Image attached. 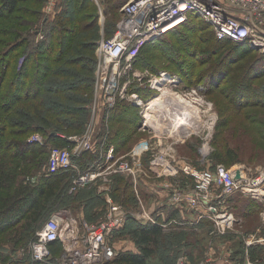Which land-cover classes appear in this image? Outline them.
I'll return each mask as SVG.
<instances>
[{"label":"trees","instance_id":"1","mask_svg":"<svg viewBox=\"0 0 264 264\" xmlns=\"http://www.w3.org/2000/svg\"><path fill=\"white\" fill-rule=\"evenodd\" d=\"M28 1L30 0H0V16L2 17L4 13L8 16L14 15L17 8L20 7L19 4ZM126 1L106 0L107 4H105L109 5L108 8L119 9ZM31 2L40 5L24 6V11L30 18L37 17L38 20H41L40 6L43 0H31ZM87 2L91 3L90 0H78L79 4L76 10L78 15L82 6ZM82 16H84L83 19L75 17L76 29L79 24L84 23V19L90 18V16L94 18L95 14L92 12V14ZM191 19H196V24L189 23ZM35 20L27 21L22 18L21 24L30 28L37 24H35ZM42 20L44 30L42 40L35 42L36 30L29 33L18 32L19 36L9 44L10 47L8 46L7 58H1L0 55V140L2 144H6L3 149L0 147V151H2L1 153L5 152L10 160L22 162L23 166L12 164L6 167L2 163L3 157L0 156V235L9 234V239L13 242V248L8 256L0 250V262L3 264H46L32 261L28 252L19 260L13 259L14 256L11 253L27 243L29 236L33 239L35 231L44 223L42 221L59 205L70 203V206H74L76 211L77 205L85 204V220L89 223L95 220V223L98 222L107 209L102 196L97 194L96 186L78 189L76 192H72L74 196L68 197L71 182L76 176L75 169L70 168L47 175L48 151L56 146L69 147L67 137L81 134L85 130L89 121L90 110L87 105L92 98L94 77L89 69L84 74L80 73L76 66V60L79 58L72 59L84 49L85 42L75 41L76 37L65 36L71 20L67 11L65 12L64 9L62 12L56 13L51 20L50 18ZM183 28L185 33L187 31L186 34L181 32ZM189 32L192 33L191 36H188ZM194 34L196 40L193 42L189 38L192 39ZM164 37H169L171 42H165L162 39ZM155 45L159 48L160 54L158 55H163L166 59L174 60L172 55H175L178 60L177 56H181V54L193 56L194 61H171L175 64L173 67L182 78L184 85L191 87L202 84L206 87L205 96L218 94L221 99L226 97L234 108L244 107L245 100H247L244 94L248 87L254 90L260 87L255 83L262 72L253 68L257 59L255 62L254 59L252 60L253 67L249 69L250 74L257 75L252 74L253 76L248 78V69L234 70L237 66L236 61L246 58L254 51L248 48L246 43L236 44L229 40H217L212 28L195 14H189L186 22L164 36L143 45L134 63L136 69H148L154 72L157 67L151 61L149 53L150 48ZM62 47L63 49H61ZM71 51L75 55L71 56L69 54ZM217 57L219 59L213 61ZM79 60L88 62L83 57ZM95 63L92 60L93 66ZM79 67L82 68L81 65ZM84 67L86 68V66ZM11 69H13V75L5 93L3 86H5L6 77ZM232 75H235L233 81L231 80ZM65 80L67 81L65 82ZM227 85L232 87V90H228ZM138 93H140L139 89ZM39 98L41 101L38 105L30 101ZM27 101H30L31 104L25 103ZM214 101L220 103L219 100ZM15 104L17 105L14 106ZM139 111L138 108L125 101H118L107 114V124H104L102 120L103 125L97 128L96 142L92 145L91 150L80 156L72 157L73 165L81 172L95 169V162L101 158H99L100 148L105 150V148L113 147L115 153L124 150L126 152L132 141V135L141 131ZM105 120L107 121V119ZM220 125L223 124L220 123ZM34 133H39L42 136L43 145L27 143V138ZM194 148L196 147L193 146ZM210 158L217 163L216 165L224 163L231 166L238 162L237 158L233 156V150H226L223 155H211ZM27 164L28 167H25ZM36 173L38 174L37 182L32 185L29 180ZM180 174L178 176L181 177ZM113 178L114 183H112V193L110 194L113 203H119L128 209L135 208V195L130 180H124L123 176L117 174ZM260 204L261 202L254 198H243L241 194H238L234 203L230 205V209L236 217L240 216L237 219L242 222L244 218H250L260 213ZM102 205V210H93L96 206ZM124 221L108 237V243L112 245L113 242L121 238L127 239L134 244L136 251H116V255L101 264H149V262L151 264L154 259L163 264H169L166 253H170L172 256L175 254L172 245L184 234L175 236L167 234L160 226L142 224L130 215ZM200 227V233L197 234L181 231L189 236H187V244H190L192 237L198 241L200 238L198 236L210 228L207 223L201 224ZM59 247L57 242L51 244L52 257L47 264H55V259L61 255ZM166 250L168 251L166 252ZM184 252L189 259L190 252L188 250ZM248 253V256L259 259V256L264 255L263 244L252 246ZM235 256L236 263L243 264V246L242 249L238 248Z\"/></svg>","mask_w":264,"mask_h":264},{"label":"built area","instance_id":"2","mask_svg":"<svg viewBox=\"0 0 264 264\" xmlns=\"http://www.w3.org/2000/svg\"><path fill=\"white\" fill-rule=\"evenodd\" d=\"M53 6L54 1L49 0L47 12ZM120 14L121 18L113 35L101 39L96 47L94 99L90 108L93 113L97 111L106 115L118 101H125L136 108L144 107L145 111L148 103H145L136 92L128 89L134 82L141 83L144 77L138 71L132 70V64L143 45L164 36L186 22L189 14H195L207 23L212 28L217 40H229L236 44L248 43L250 47L264 51V0H127L121 6ZM179 21L182 22L179 23ZM173 25L174 27L169 28ZM36 34L41 38L38 31ZM127 71H131V73ZM150 81H152L151 88L157 93L158 86H170L182 92L181 100L177 102L175 112L172 114H177V108L187 104L186 107L198 112L212 110V104L204 100L206 87L202 84L188 87L184 85L179 75L169 72H160ZM98 102H101V109L97 107ZM144 111L142 115L144 120L140 125L142 131L148 127ZM141 113L140 109L139 114ZM99 116H97V120L95 117L88 121L82 135L68 138L72 143L71 146L55 150L51 154L48 160L47 175L73 168L72 157L80 156L91 150L94 133L92 131L99 121ZM215 119L214 113H210L208 119L204 121V124L208 122L209 129V133L207 132L203 137L204 143H207L208 137L211 135ZM173 121L172 125L177 123L179 129L183 124L185 125L182 111H178ZM155 126L165 128L164 124L158 122L155 123L154 128ZM175 130L172 129V131ZM172 131H167V133ZM180 136V138H184L187 134ZM27 143L43 145V138L40 134L34 133L27 138ZM147 150L146 142L141 147H135L131 152L132 159L138 156L139 160L142 152ZM113 151V147H108L99 161L95 162V169L84 172L77 169L69 191L72 193L89 185L97 184L101 179H103L102 185L106 188L104 190H107L108 186L106 185L110 183V180L107 181L103 177L110 173L126 175L136 184L137 171L145 169H134L124 156L115 161ZM171 155V148L160 147L150 160V167L147 169L165 175H175L178 169L171 167L166 159ZM110 160H113V165ZM100 161L102 162L100 163ZM181 171L191 176L194 184L191 187L183 185L171 187L168 201L189 208L197 214L199 219H211L217 225L218 231L225 232V228L232 227L236 222L227 203L228 198L233 194L250 196L264 203V194H262L264 191V168L260 170L259 174L250 178L245 175L238 177L234 171L229 172L220 166L217 167L215 175L206 170L198 172L187 166L183 167ZM107 203L109 204L108 209L98 222L92 224L79 223L76 217L68 215L65 211L54 213L35 232L33 239L27 245V252L31 260L37 263H49L52 257L50 246L56 242L63 250L61 255L55 259V264H101L112 258L116 255V251H113L108 244V237L123 224L128 212L118 205H111L109 198H107ZM143 217L147 221L155 223L149 214H144ZM243 239L244 264H251L248 258L249 248L262 244L264 240H256L252 236ZM19 255L23 254L19 253ZM208 264L217 263L212 260Z\"/></svg>","mask_w":264,"mask_h":264},{"label":"rangeland","instance_id":"3","mask_svg":"<svg viewBox=\"0 0 264 264\" xmlns=\"http://www.w3.org/2000/svg\"><path fill=\"white\" fill-rule=\"evenodd\" d=\"M54 6L51 8L49 12L48 6H49V0H43L41 6H40V13L42 14L41 20L38 18H30L26 12L24 11V6H39L40 4H34L33 2L28 1L25 3L19 4L20 7L17 8L14 15L8 16L5 13L3 16H0V55L1 58H7L9 54V44L13 42V40L18 37V32H32L33 30H36L40 33L41 38H39V35H35V42L42 40L44 36V30H43V18H50V20L54 17V15L58 12H62V10L65 9V12L67 11L68 17L71 18L69 26H67L66 34L68 38H74L76 37L75 41L85 42L84 49L78 54L75 55L73 51H71L69 54L75 55L72 59L75 58H82L86 59L88 62H81L79 59L76 60V66L80 70V73H86L89 70H91V73H93V77L95 79V67L96 63L93 66V62H97V56H96V47L98 42L101 39L109 38L113 35L115 32L114 26H117L118 22L120 21L121 14H120V8L125 3H123L119 9L118 8H108L106 5V0H90V4L87 2L84 6H82V10L80 11L78 15V0H53ZM105 1V2H104ZM106 3V4H105ZM38 9V7H37ZM56 9V13L54 14V11ZM94 12L95 16L94 18L90 16V18L84 19V23L79 24L78 29H76V24H74L75 17L76 18H82L85 14H92ZM64 15V14H63ZM22 18L25 20L33 21L35 20V24L38 25L36 28L34 26H31L30 28H27V26H22ZM83 19V18H82ZM38 20V22H37ZM196 19H191L189 23L196 24ZM76 23V22H75ZM76 27V28H75ZM114 30V31H113ZM181 32L185 33V29H181ZM26 33V34H27ZM191 32H189L188 36H191ZM72 36V37H70ZM264 36V35H263ZM196 35L194 34L192 39L189 38L191 41L196 40ZM165 42L170 43L171 40L169 37L162 38ZM74 41V47L76 45ZM247 47L252 49L254 53H251L250 55H247V57L239 59L237 62V66H235L234 70L242 71L243 69H248L247 76L248 78L257 75L255 73H249V69L253 67L252 60L257 59L256 65H254V69L258 72H262L257 79L255 85L259 86L258 89L254 90L251 87H248L246 94H244V97H246L245 100L246 104L244 107L237 109L230 105V101L224 97L219 98L218 94H214V96H205L204 94V100L207 102H210L212 104V110L210 111H197V110H191V108L186 107L185 105L183 107L177 108V114L178 111H182V115L184 116V123L185 125H188L186 128L185 135L186 137L180 138V133H178V130L181 131V129H178V126H175V131L172 132H162L165 131L164 128L159 127L158 129L154 128L155 122L153 125L148 126L146 130L139 131L140 133H135L132 135V141L127 147V150L120 151L118 153H115L113 151V157L115 161L121 157L124 156L126 160H128L132 167L136 170L140 168L147 169L150 167V160L154 156L157 150H159L162 146H167L172 149V155L171 157L166 158L169 165L175 169H182L183 167L187 166L189 168L195 169L198 172L201 171H208L210 173H216V169L218 166L224 168L225 170H228L229 172L234 171V173L237 174V176L245 175L246 177H252L255 174H259L260 170L264 168V51H260L259 49L252 48L248 43ZM9 46V47H8ZM63 49V47L61 48ZM159 48L157 45L152 46L150 48V59L152 62L155 63L156 67L154 72L146 69V70H138L134 66L135 60L132 64V70L138 71V73H141L144 75L142 82H134L128 88L132 92H136L140 98L144 100L145 103L151 102L153 99H155L158 95L156 90L151 88L152 81L160 72H169L179 75L176 72V69L173 67L175 64L171 61L180 62L185 60L184 62H189L190 60H193V56L189 57L188 54H181V56H177L178 59H176L175 55H172V58L174 60L166 59L163 55H158L160 52L158 51ZM180 51V50H179ZM181 53V52H179ZM85 57V58H84ZM15 59V58H14ZM219 58L213 59V61L218 60ZM17 60V58L15 59ZM197 60V59H196ZM195 60V61H196ZM194 61V60H193ZM75 62V61H74ZM19 63V60H18ZM252 64V65H251ZM79 65L82 66L80 69ZM63 66V63H62ZM86 66V68L84 67ZM93 66V71H92ZM231 69V67H230ZM242 69V70H241ZM131 73V71H127ZM13 69L9 71L8 76L6 77L5 86H3V92H7L8 90V84L11 81ZM236 73V72H235ZM253 74V75H252ZM232 81L233 78H235V75H232ZM67 80H65L66 82ZM64 82V83H65ZM229 83V81H227ZM228 90H232V87L230 88L229 85L226 87ZM138 89L140 90V93H138ZM226 93V92H224ZM154 97V98H153ZM94 99V82H93V94L91 101L88 103V108L90 110L89 119H94L97 116H99L100 112H91V106L93 104ZM221 99V101H220ZM214 100H219L220 103H215ZM237 100V99H236ZM32 102H35L37 105L41 101L40 98L38 100H30ZM30 101H27L25 103H30ZM31 104V103H30ZM87 104V103H86ZM85 104V106H86ZM101 102H98V109H101ZM220 104V106H219ZM15 104L14 106H16ZM141 109V121L140 125L143 122V109L144 107L138 108ZM210 113H214V116L216 117L215 123L213 126V129L211 130V135L208 137L207 143H204L205 140L203 139L204 135L208 132V122L204 124V121L208 119V116ZM176 114V116H177ZM107 115V114H106ZM175 114H167L160 116L158 118L159 124H164L167 126L173 118H170L174 116ZM56 117V116H54ZM107 121L105 120V123L107 124L108 118L105 116ZM164 117V118H163ZM174 122V121H172ZM223 124V125H220ZM183 124V126H185ZM204 125V129H203ZM218 128H217V127ZM163 133V134H162ZM188 133H190L188 135ZM39 134V133H38ZM159 135V137H158ZM184 135V136H185ZM144 142L148 144V150L145 152H142V154L139 157H135V159H132L131 152L135 147H141ZM6 144H2L0 140V147L3 149V146ZM193 146L196 147L193 149ZM61 149V146H56L54 148H51L48 152V160L51 154L55 150ZM123 149V148H122ZM126 149V148H125ZM226 150H233V156L237 158L238 162L229 166L224 163L218 164L215 163L210 156L214 154H225ZM154 151V152H153ZM197 151V152H196ZM0 151V156L3 157L2 163L8 167V165L16 164L22 166V162L19 161H12L9 159V156L3 152ZM203 152H206V154H203ZM154 153V154H153ZM206 155V156H204ZM210 155V156H209ZM205 157V158H204ZM110 163L113 165V160H110ZM25 167H28V164L25 165ZM113 167V166H112ZM111 167V168H112ZM37 173L36 175L32 176L29 180V183L34 185L37 182ZM115 176V174L110 173L108 176H104L103 178H106L107 181L110 180V189L109 191L105 192L106 196L110 199L111 196L109 195L112 193V181ZM124 180H130V177H127L126 175L123 176ZM132 180V179H131ZM72 183V182H71ZM100 183H103V179L100 180ZM108 183V182H106ZM184 187H191L194 184V180L191 178L186 179L184 183H180ZM77 191V190H76ZM73 191V192H76ZM74 196L70 191H68V197ZM264 201V197H263ZM115 202V201H114ZM119 202V201H118ZM138 202V213L144 212L140 205L144 206L149 202L148 199L141 196V194L138 195V198H135L134 203ZM110 204L112 205H120L122 208H125V206L121 204H117L116 202L113 203V198L110 199ZM264 203L261 202V211L256 216L250 217V218H244L242 222H240L236 217V222L232 227L225 228L223 232L222 230L218 231V227L216 224H213V228L215 230L212 231H206L204 233H201L198 237L199 240H195L193 237L191 239L190 244H187V233L181 232L179 230H169L165 233L171 234V235H179L184 234L183 237H180L177 242H175L172 245V250L175 252V254L172 256L170 253L167 254V259L169 260V264H208L214 259V252L212 251L213 248H211L213 245H223L226 243H229V246H233L235 248L242 249L244 239L249 236H252V238H255L256 240H264ZM109 206V204L107 203ZM67 212V214L76 215V211L74 206H70V203H65V205H59L54 211L49 214V216L46 217L42 221V223L49 220L54 213L56 212ZM74 214V215H73ZM41 223V224H42ZM43 223V224H44ZM42 224V225H43ZM41 225V226H42ZM221 228V227H220ZM39 229V228H38ZM37 229V230H38ZM36 230V231H37ZM35 231V232H36ZM35 234V233H34ZM197 236V235H195ZM189 237V236H188ZM31 236L27 238V243H25L23 246L17 248V250H14L15 252L11 253L13 254V259L19 260L24 255L27 254V244ZM115 243L116 247L118 249H125L128 248L127 239H119ZM109 244V243H108ZM264 246V242L262 243ZM110 245V244H109ZM13 246V242L9 239L8 235H0V250L1 252L5 253L7 256L11 252V248ZM113 251L115 248L110 245ZM218 249H226V246H218ZM63 248L61 246L59 247V253H61ZM188 250L190 252L189 259L186 256V253L184 251ZM61 251V252H60ZM168 250H166L167 252ZM184 252V253H182ZM19 253H22L23 255L20 256ZM249 262L251 264H264V255L259 256V259L252 258V256H248ZM245 259V257H244ZM160 260L164 261L162 258ZM0 264H3L0 262ZM150 264V262H149ZM151 264H163L157 259H154L151 261ZM244 264V263H243Z\"/></svg>","mask_w":264,"mask_h":264},{"label":"crops","instance_id":"4","mask_svg":"<svg viewBox=\"0 0 264 264\" xmlns=\"http://www.w3.org/2000/svg\"><path fill=\"white\" fill-rule=\"evenodd\" d=\"M106 116V115H105ZM105 119L104 118V114H102V112L100 113V116L98 117V122L96 123V127L95 129L93 128V138H92V145L95 144L96 142V136H97V128L100 125H103L101 123V121L103 120L104 124L105 123ZM86 129V127H85ZM85 131V130H84ZM83 131V132H84ZM83 132L81 134H73L67 137V141L68 144H72L69 141V137L71 136H80L83 134ZM71 146V145H70ZM107 148H105L106 150ZM105 150H102V148H100V154H99V158L102 156L103 152ZM73 169L77 170L78 168L74 165ZM137 179H136V184H134L133 180L130 179L131 185H132V189L135 195V198H138V195L141 194L142 197L146 198L149 200V202L145 205V207L142 205H140V207L142 208V210L144 212H139V207H138V202L136 203V207L135 208H123L124 210H126L128 212V215L133 216L137 221L141 222L142 224H156L158 226H160L162 228V230L164 232H167L169 230H179V231H190L191 233H200V225L203 223H207V226H209V230L208 231H212L215 230V228H213V222L211 219L209 218H201L199 219L197 217V214L195 212H193L192 210H190L189 208L179 205V204H173L170 203L168 201V196L171 193V187L175 186V185H181L180 183H184L186 179H191L192 177L189 176L188 174H185L184 172H182L181 170H177V173L175 175H165L164 173H157L155 172V170H151V169H145V170H141V171H137ZM182 173V174H180ZM178 174L181 175L178 176ZM120 176H124L122 174H117ZM189 176V177H188ZM111 182V181H110ZM96 186V191L98 195L102 196V199L104 201V205L107 206L108 209V205H107V196L105 194V192L109 191L110 189V183L107 184L106 186H108L107 190L102 183H97V184H92L89 185L85 188H90ZM103 186V187H102ZM84 189V188H83ZM239 193H235L233 196H230L228 198V208L229 210L234 214V212L230 209V205H232V203H234V199L236 198V196ZM243 196V195H241ZM110 197V195H109ZM243 198H252L250 196H243ZM111 199V198H110ZM255 200H257L258 202H260V200L254 198ZM120 206V205H119ZM102 206H96L93 210L96 211H100L103 208ZM121 207V206H120ZM122 208V207H121ZM106 209V210H107ZM144 214H149L153 220L155 221V223L149 222L147 221L143 215ZM74 215V214H73ZM77 220L79 221V223L82 222H87L86 219V215H85V204H79L77 205V210H76V215H74ZM235 216V214H234ZM96 221V220H95ZM95 221H93L95 223ZM90 222V223H93ZM125 222V221H124ZM89 223V224H90ZM128 243V248L125 249H118L115 245V243H112V246L115 248V250L119 251V250H129V251H136V248L134 246V244L127 240ZM218 246H226V249H218ZM211 248H213V252H214V262H216L217 264H237L235 261L236 258V253L238 251V248H235L233 246H229V243L223 244V245H213ZM245 257V256H244ZM244 263V261H243Z\"/></svg>","mask_w":264,"mask_h":264},{"label":"bare ground","instance_id":"5","mask_svg":"<svg viewBox=\"0 0 264 264\" xmlns=\"http://www.w3.org/2000/svg\"><path fill=\"white\" fill-rule=\"evenodd\" d=\"M182 21H179V23ZM176 26V25H175ZM174 27L171 26L169 28ZM158 95L155 99H153L151 102L148 103V105L145 108L144 111V118L147 126H151L154 124V122H158L157 117L165 116L167 114L175 112L177 102H180L182 92H179L176 88L170 87V86H158ZM154 98V97H153ZM173 118H176V114L172 116ZM171 120L167 126H165V131H172V129H175V126L177 123L172 125ZM178 126V125H177ZM188 125L182 126L178 130L180 135H185V132L187 130ZM155 129H158V126H155ZM179 129V128H178ZM264 194V191L262 192Z\"/></svg>","mask_w":264,"mask_h":264}]
</instances>
